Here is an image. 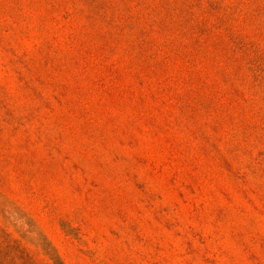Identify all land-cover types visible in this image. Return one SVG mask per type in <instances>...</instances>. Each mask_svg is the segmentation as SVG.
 <instances>
[{"label": "rangeland", "instance_id": "rangeland-1", "mask_svg": "<svg viewBox=\"0 0 264 264\" xmlns=\"http://www.w3.org/2000/svg\"><path fill=\"white\" fill-rule=\"evenodd\" d=\"M0 264H264V0H0Z\"/></svg>", "mask_w": 264, "mask_h": 264}]
</instances>
